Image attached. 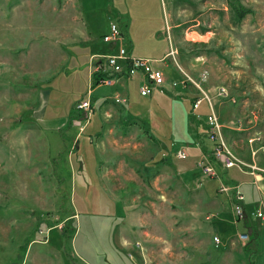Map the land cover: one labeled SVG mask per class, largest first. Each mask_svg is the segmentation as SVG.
<instances>
[{"label":"rangeland","instance_id":"374dc122","mask_svg":"<svg viewBox=\"0 0 264 264\" xmlns=\"http://www.w3.org/2000/svg\"><path fill=\"white\" fill-rule=\"evenodd\" d=\"M109 21L125 34L124 49L155 61L167 82L181 79L178 68L192 80L165 87L188 90L186 112L200 97L192 82L208 96L236 159L225 171L227 187L242 195V218L217 192V178L196 168L192 143L183 160L163 163L182 145L163 115L145 108L139 73L88 85L87 60L100 52ZM86 100L91 124L75 138L84 122L75 125L74 106ZM208 113L202 101L192 129L184 120L179 130L201 148L210 144L202 157L222 171L205 138ZM103 116L138 121L106 125L94 141ZM67 120L74 129L60 131ZM202 194L210 199L201 203ZM257 209L264 211V0H0V264H264Z\"/></svg>","mask_w":264,"mask_h":264},{"label":"built area","instance_id":"2783aa9c","mask_svg":"<svg viewBox=\"0 0 264 264\" xmlns=\"http://www.w3.org/2000/svg\"><path fill=\"white\" fill-rule=\"evenodd\" d=\"M102 42L117 44L118 48L114 54L108 55H97L92 56L89 60V84L93 81V78H96V85H112L113 78H130L136 74L141 75L142 83L138 88V94L141 97L150 96L153 93L163 94L165 87L169 86L171 89L180 86L184 88L186 83L190 78L184 74L178 67V71L181 74V79L179 81H169L167 82L164 78L163 73L153 67L155 61H151L144 58L133 57L128 55L126 50L123 47L121 34L115 24H108V33L102 36ZM170 56H173V53L169 52ZM162 61V60H160ZM192 81V80H191ZM191 83V82H190ZM193 86L199 92L200 97L193 100L191 103V111L194 112L198 109L199 104L204 101L208 105L209 113L205 118L206 132L205 138L212 144L210 156L214 161H216L221 169L228 170L235 166L236 159L228 157L226 155V147L222 142L220 135V125L218 119L212 111V106L209 102L208 96L200 88L198 84ZM124 99H119V97H114L115 104H124ZM74 109L81 112V119H77L75 125H78L80 122H86L91 115V108L89 102L79 101L75 104ZM73 125V124H72ZM83 128V125H82ZM174 157L179 160H183L186 157L185 149H177L174 153ZM196 168L200 171L202 175L211 176L217 178L218 186L216 188L217 192L220 194H225L232 204V215L234 218H242V195L234 187L228 188L221 180H219L217 174L211 166L208 164V160L205 157H201L196 162ZM210 177V178H211ZM252 216L264 224V211L262 209H257ZM206 219H209L207 216ZM246 237H239L238 240L243 242ZM212 241L215 245L218 244V239L216 237L212 238Z\"/></svg>","mask_w":264,"mask_h":264},{"label":"crops","instance_id":"0c3cea01","mask_svg":"<svg viewBox=\"0 0 264 264\" xmlns=\"http://www.w3.org/2000/svg\"><path fill=\"white\" fill-rule=\"evenodd\" d=\"M109 23H112V24H115L116 26H117V28H118V30H119V32H120V34H121V38H122V43H124V40H125V34L121 31V29L119 28V26L117 25V23L116 22H114V21H109L108 22V24ZM108 33V32H107ZM107 33H103L102 35H105V34H107ZM100 41V40H99ZM89 46H90V48H92L93 46H95V43H93V41L92 42H89ZM100 48V52L98 51V53L96 52V54H93L94 52H91L90 53V55H89V57H88V60H87V76H88V78H87V81H88V85L90 86V84H89V60H90V58L92 57V56H97V55H108V54H114L115 52H116V49L118 48V45L117 44H109V43H104L103 44V42H102V45L99 47ZM126 52L128 53V55H130V56H133V55H131L130 53H129V50L128 49H126ZM167 56V52L163 55V58H165ZM134 57V56H133ZM140 58V57H139ZM144 59H148V58H144ZM149 60V59H148ZM159 60H162V58L161 59H159ZM152 61V60H151ZM155 68V67H154ZM157 69V68H156ZM121 78H113L112 79V82H113V80L114 81H119ZM141 81H142V79H141ZM141 85V84H140ZM140 85L138 86V88L140 87ZM97 87H99V86H101V85H96ZM103 86V85H102ZM187 92H188V90H187ZM182 93H184V92H182ZM137 94H138V91H137ZM183 95V94H182ZM182 95L180 94V93H178V92H172V90H169V89H166L165 88V91H164V93L163 94H158V93H153V94H151L150 96H147V97H141L139 94H138V96L139 97H141L143 100H144V106H146L145 108L147 109H149L150 111H152V110H155V111H157V112H160V114L161 115H163V117H164V120L166 121V124H167V126H168V131L170 132L169 134L171 135V138H172V142H174V143H176L177 145H182V146H174L173 144H171L172 146H174V148H175V150L173 151V152H170V153H168V155H167V157L165 156L162 160H165L163 163H168L169 164V161H168V159L169 158H172V157H174V153H175V151L177 150V149H185V147H187V145H189V144H191L192 143V145L194 146V152H195V154H196V156H195V159H196V161L199 159V158H201L202 156H208V154H209V149H210V144H208V146L207 147H204V148H201V146H199V143H196L197 141H195V140H197V136L195 135H193V136H187V131H186V135L185 134H183V133H180V128H185V124H184V126H183V123H184V120L188 123V126L187 127H190V129H192L191 128V126H190V124H191V121H190V119H189V116L190 117H192L193 116V114H192V112H191V110H188L187 112H186V110L184 109V107H183V105H182V101H183V97H182ZM184 96V95H183ZM88 100V99H87ZM185 100V99H184ZM92 101L90 100V107L91 108H93L92 107V105L94 106V104L92 103ZM96 105V104H95ZM175 112H177V113H179L178 114V117L180 118V120H178L177 119V117H176V115H175ZM186 112V113H185ZM128 115H129V113H128ZM132 117V116H131ZM134 121H138L136 118H132ZM131 119V120H132ZM73 120H76V118L75 119H73ZM130 119H122L120 116H116V118H114V119H107V118H104V116L100 119V121H101V123H100V127H99V129H96L95 128V133H93L94 134V141H102L103 139H104V127L106 126V125H109V124H113V125H115L117 128H119L118 126L119 125H121V124H123V122H128L129 123V121L132 123V121H131ZM181 120H182V122H181ZM109 121H110V123H109ZM91 121H90V119H88L86 122H84V124H83V128H82V126L81 127H79L78 128V130H77V133L75 134V138H76V136L78 135V134H80V133H83L87 128H88V126L91 124L90 123ZM179 122H181L180 124H179ZM94 123V125H97V121L96 122H93ZM126 124L127 126H129V124ZM66 127H68L67 129H70L71 130V128L72 129H74V126H72V124H71V121H69V120H67V122H63V121H61L60 123H59V130L60 131H62V129H65ZM93 129H94V127H93ZM92 128H91V130H93ZM129 129V128H128ZM121 131L124 133L125 131H123L122 129H121ZM190 130H188V132H189ZM192 131V130H191ZM98 132V133H97ZM108 133H109V129H108ZM143 137L145 136V138H147V139H149V141H151L152 140V136L149 134V131L147 130V129H145L144 128V131H143V133L141 134ZM189 135V134H188ZM137 137V136H136ZM193 137V138H192ZM192 139V140H191ZM192 141V142H191ZM182 143H184V144H182ZM194 143V144H193ZM185 145V146H184ZM184 146V147H183ZM103 151H105V150H103ZM100 156L101 157H103L104 155L103 154H101V152H100ZM108 157V156H107ZM109 158L110 159H112L113 161H104V164L102 165L103 166V168L105 167V168H108V166L106 167L105 165H110V164H112L113 162H114V158H113V155L112 156H109ZM125 160H127V158L124 156L123 157ZM102 159H104V158H102ZM174 159H176L175 157H174ZM116 160H117V158H116ZM128 161V160H127ZM195 161V162H196ZM253 161V160H252ZM194 162V163H195ZM254 162V161H253ZM146 163H150V162H146ZM78 164H79V167H80V171L79 172H81V174H80V176H82V178H84V175H82V173L84 174V171H85V169H84V165H83V163H82V161H78ZM139 165V164H138ZM141 166V165H140ZM143 167L144 168H146V165H143ZM154 167H155V164H154V166L152 167V170H151V173L153 174V173H155V169H154ZM184 169L183 170H185L186 169V166H184L183 167ZM84 169V170H83ZM108 170V169H107ZM189 170V169H188ZM109 171H107V173H108ZM181 172V171H180ZM215 172H216V174H217V176H218V178H219V180H221V182H223L225 185H232L231 184V182H230V180L229 179H227L226 177L228 176L227 175V171H225V170H222V171H216L215 170ZM85 173H86V171H85ZM222 175H221V174ZM179 174H181V175H183V173H179ZM85 182L87 181V180H84ZM97 181H98V179H97ZM88 183H89V181H88ZM98 183L100 184V186L101 187H104V186H107V184H105V183H103L102 182V180H100L99 179V181H98ZM88 186V185H87ZM193 186V185H192ZM233 186V185H232ZM197 187H200V184H197ZM203 191V193H205L204 192V190H202ZM210 198H208L207 196H206V194L204 195V197H203V194H202V198L200 199V202L201 203H203L204 202V200H209ZM72 216H74V215H72ZM68 218L70 219L71 218V216H68ZM234 224H236V222L234 223ZM252 227V226H251ZM49 228V227H48ZM47 228V229H48ZM123 228H124V226H123ZM127 229H128V226H127ZM248 230V231H247ZM246 230V232H247V236H248V232L250 231V229H247ZM128 231H129V229H128ZM235 235H239L238 233H236ZM216 237V236H215ZM239 241V240H238ZM123 243H125V242H123ZM213 244V243H212ZM138 251V250H137ZM138 253L139 252H137V255H138ZM139 257V256H138ZM80 259V258H79ZM143 259V258H142ZM82 262H84L82 259H80ZM144 261V260H143ZM86 264H88L87 262H86ZM142 264H144V263H142Z\"/></svg>","mask_w":264,"mask_h":264},{"label":"trees","instance_id":"16d2710c","mask_svg":"<svg viewBox=\"0 0 264 264\" xmlns=\"http://www.w3.org/2000/svg\"><path fill=\"white\" fill-rule=\"evenodd\" d=\"M102 36H103V35H101V38H102ZM101 38H100V41L102 42V39H101ZM103 44H104V42H103ZM92 85L96 86V78H95V77L93 78V83H92ZM183 91H184V93H183L184 96L182 95V97H183V98H187V96H188L187 89H183ZM196 98H198V97H196V96L191 97V98H190V102L192 103L193 100H195ZM77 116H78L77 119H81V115H80V114H77ZM192 117H193V116H192ZM192 117H190V119H191ZM75 118H76V117H75ZM193 118H194V117H193ZM77 119H76V120H77ZM245 236H247V234H245Z\"/></svg>","mask_w":264,"mask_h":264},{"label":"bare ground","instance_id":"6f19581e","mask_svg":"<svg viewBox=\"0 0 264 264\" xmlns=\"http://www.w3.org/2000/svg\"><path fill=\"white\" fill-rule=\"evenodd\" d=\"M226 155H227V150H226Z\"/></svg>","mask_w":264,"mask_h":264}]
</instances>
